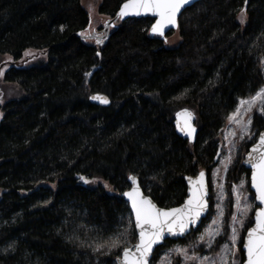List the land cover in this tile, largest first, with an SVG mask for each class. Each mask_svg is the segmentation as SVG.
I'll use <instances>...</instances> for the list:
<instances>
[{"label":"trees","instance_id":"obj_1","mask_svg":"<svg viewBox=\"0 0 264 264\" xmlns=\"http://www.w3.org/2000/svg\"><path fill=\"white\" fill-rule=\"evenodd\" d=\"M98 1L107 19L91 29L81 0H0V54L46 53L3 75L21 96L0 105V264H115L137 241L127 177L159 206L181 204L183 177L209 171L230 115L264 87V0L197 2L171 46L174 31L154 35L149 17L106 31L126 0ZM183 107L196 115L193 144L174 131Z\"/></svg>","mask_w":264,"mask_h":264},{"label":"rangeland","instance_id":"obj_2","mask_svg":"<svg viewBox=\"0 0 264 264\" xmlns=\"http://www.w3.org/2000/svg\"><path fill=\"white\" fill-rule=\"evenodd\" d=\"M81 3L91 15V29L98 28L107 19V17L97 14L98 0H81ZM177 41L178 35L174 31L168 37L166 45H174ZM39 60H46L44 51L28 49L18 60H14L8 54H0V105L7 100L21 96L17 84L3 81L5 71L11 66L28 67ZM262 107H264V97L255 102L251 111H247V104L241 106L239 102L218 137V148L209 166L210 208L207 218L192 236H187L181 240L182 242L177 240L172 245L161 249L151 264H199V260L186 259L180 250H185L188 257L193 254L200 258L212 257L216 264H221V256H224L222 251L224 245H228L235 251L236 264L243 262L242 242L246 230L253 223L256 204L254 194L250 190L249 171L246 169L247 172L242 171V173H237L232 177L229 173L231 170L238 169V166H242L245 170L242 164L244 156L248 147L257 140L262 129L260 126L253 125L255 116L264 115V111H261ZM237 110H239V115L234 120L230 119ZM249 119L251 123L247 124ZM236 164L237 167L235 168ZM83 182L86 183L85 180ZM2 192L3 190L0 189V197ZM248 205H251V208L245 213L244 209ZM233 217H236L235 222ZM241 220L243 226L240 224ZM233 227L237 229L238 237L234 246L231 239ZM209 231L219 232L218 235H214L211 247L208 246ZM202 236L204 237L203 241H201ZM225 259L227 264H232L233 257L230 254L225 256Z\"/></svg>","mask_w":264,"mask_h":264},{"label":"snow or ice","instance_id":"obj_3","mask_svg":"<svg viewBox=\"0 0 264 264\" xmlns=\"http://www.w3.org/2000/svg\"><path fill=\"white\" fill-rule=\"evenodd\" d=\"M190 3V0H127L118 15L123 18L128 15H148L151 14L159 19L152 25L151 31L163 35L164 29L168 25H176L177 14L181 8ZM247 3V0H245ZM241 16L246 18L245 10L241 11ZM244 22V19L241 20ZM96 42L100 43V38L96 37ZM99 55V53H97ZM261 97H264V88L260 89L250 100H241V106L247 104V111H251L255 102ZM93 100H99L101 103H108L106 98L93 96ZM264 111V107L261 108ZM239 115V110L234 113L230 119H235ZM251 120L247 121L250 124ZM192 129H189V134ZM252 152L255 155L249 156L248 163L252 166L251 183L256 190V199L261 204H264V134L259 136V143L253 147ZM204 172L201 171L198 180H190V196L182 208H172L165 210L158 208L155 203L146 197L140 190L135 176H130L132 182L131 190L123 193L131 202V208L135 214V224L139 228V243L135 245V252L127 247L123 249V264H149L148 257L152 253L153 246L164 238L165 232L169 235L177 236L184 235L190 225H195L207 207L205 197L207 195L206 185L204 181ZM84 179V177H81ZM87 183L88 181L85 180ZM251 208V205L246 206L245 213ZM236 221V217H233ZM243 226V221H240ZM219 232H208V246L211 247L214 235ZM232 243L236 244L238 239L237 229H232ZM204 237H201V241ZM112 247H118V239L113 240ZM104 247L103 244L98 245L96 250ZM247 253L246 264H264V208L259 209L255 213V226L250 227L247 231L246 242L243 244ZM181 254L186 259L193 261L199 260V264H216L212 257H197L193 254L188 257L185 250H180ZM224 256H221V264H227L225 256L231 255L233 257L232 264H236L235 251L224 245L222 249Z\"/></svg>","mask_w":264,"mask_h":264},{"label":"water","instance_id":"obj_4","mask_svg":"<svg viewBox=\"0 0 264 264\" xmlns=\"http://www.w3.org/2000/svg\"><path fill=\"white\" fill-rule=\"evenodd\" d=\"M200 1H203V0H190V3H188L184 7H182L180 12L177 14L176 25H168V26H166L165 29H164L163 35H160V34H157V33H153L151 31V27L159 19L158 17H154L151 14H148V15H143L142 14L140 16L128 15V16H125V17L121 18L118 15L122 5L125 2H127V0H126L119 6V9L117 10V12L114 15V17H112V18H110V19H108L106 21L105 30L108 31L109 27L112 26L113 24H115L117 21L123 22V21H125L127 19H130V18L141 19V18H148L149 17V18L154 19V21H153V23H152V25L150 27L151 33H153L156 36L164 37L169 32L176 31L178 29V19H179L180 15L182 14V12L186 8L192 6L193 4H195L197 2H200ZM93 96H99V97H102V98H106L108 100V103L105 104V103H101L99 100H93L92 99ZM88 100H89V102L91 104L96 105V106H100V107H106V106L110 105L109 97L107 95L103 94V93H92V94L89 95ZM195 121H196V115L191 109L186 108V107L178 109L174 113V120H173V127H174V131H175L176 135H178L180 138L186 140L188 143L193 144L195 142L196 136H197V127L195 125ZM189 129H192L190 134H189ZM261 134H264V126L260 130L257 140L252 145H250L248 147L247 152H246V154L244 156V159L242 161V164H243L244 168L249 171L250 190L254 194V199H255V204H256V209H255V211L253 213V223H252V225L250 227H254L255 226V213L259 209L264 208V204H261V202L258 199L255 198L256 197V190H255V188L252 187V183H251V176H252V170L253 169H252L251 164L248 163L250 154L251 155H255V153L252 152V149H253V147H255V145H257L259 143V136ZM201 171H203L204 174H205L204 181H205L206 190H207V195L205 197V200L207 201V207H206L204 213L201 215L200 220L194 226L193 225L189 226L188 230L186 231V233L184 235L173 236V235H169L167 232H165L164 238L153 246L152 253L148 257L149 264H151V261L153 259V255H154L156 249L161 247L165 243V241H167V240L177 241V240H182V239L186 238L187 236H189L191 234L192 231L198 229L201 226V224L203 223V221L207 218V215L209 213V208H210V204H209L210 191H209V179H208L209 178V174H208L207 170L202 169V170L198 171L195 175H185L183 177V179H184V182H185V185H186V197H185L184 201L181 204L176 205V206H171V207H161V206H159L149 195H147L143 191V189H142V187L140 185V181H139L138 177H136L135 175H132V174L127 177L128 188L126 190H124L123 193L128 192V191L131 190L132 182L129 179V177L130 176H135L136 180H137V184L140 187L141 192L146 197L151 199L153 201V203H155L158 208H163L165 210H170L172 208H182L184 206V204L186 203V201L188 200V198H189V196L191 194L190 193L191 184H190L189 178H191L193 181L194 180H198L199 179V174H200ZM123 193L121 194V196H122L123 200L128 205L129 211H130L131 216H132V222H133L134 231H135L136 236H137V242L133 246H129L127 248L130 249L131 251L135 252V245L137 243H139V231L140 230H139V228L136 227V224H135V214H134V212H133V210L131 208V202L128 200V198L125 195H123ZM248 229L245 232V235H244V238H243V242H242L241 250L243 252V262L241 264H246V262H247V253H246V250L243 247V244H244V242H246ZM115 264H123V250H122L121 254L116 258Z\"/></svg>","mask_w":264,"mask_h":264}]
</instances>
